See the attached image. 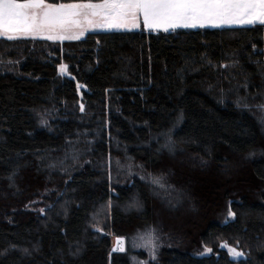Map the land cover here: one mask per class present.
<instances>
[{"label":"trees","instance_id":"16d2710c","mask_svg":"<svg viewBox=\"0 0 264 264\" xmlns=\"http://www.w3.org/2000/svg\"><path fill=\"white\" fill-rule=\"evenodd\" d=\"M260 106L264 26L0 39V264H131L143 252H113L112 237L149 227L213 249L164 247L153 264H264ZM72 153L88 162L62 174ZM121 154L166 177L170 168L194 210L182 227L169 228L183 201L160 211L139 180L109 183L106 159ZM223 201L233 220L211 217ZM225 243L246 255L231 258Z\"/></svg>","mask_w":264,"mask_h":264},{"label":"snow or ice","instance_id":"6c2138e0","mask_svg":"<svg viewBox=\"0 0 264 264\" xmlns=\"http://www.w3.org/2000/svg\"><path fill=\"white\" fill-rule=\"evenodd\" d=\"M141 23L146 30L165 32L179 27L264 26V0H0V39L7 41L27 37L49 41L80 40L94 29L132 30L139 28ZM68 68L61 63L59 74L65 75ZM76 87L79 91L82 85L77 83ZM80 110L84 111L83 104ZM41 124L46 126L47 120L41 119ZM234 215L229 209L228 217ZM139 239L143 243L138 246L148 248L155 260L157 238L154 232L143 234ZM221 247L226 248L233 259L246 255L227 243ZM112 251H125L123 237L116 238ZM212 251L205 245L203 253Z\"/></svg>","mask_w":264,"mask_h":264},{"label":"rangeland","instance_id":"374dc122","mask_svg":"<svg viewBox=\"0 0 264 264\" xmlns=\"http://www.w3.org/2000/svg\"><path fill=\"white\" fill-rule=\"evenodd\" d=\"M141 28H143L142 23H141V26L139 28L132 29V30H127V29H123V30L94 29V30H91L89 32H94V31H133V30H139ZM156 31H160V30H156ZM156 31H154V32H156ZM89 32H87V33H89ZM86 34H85V36H86ZM85 36H83L81 39H83ZM27 38H29V37H27ZM39 39H41V38H39ZM65 41H76V40H65ZM58 42H62V41H58ZM57 70H58V68H57ZM60 76L61 77L68 76V73H66L63 76L62 75H60ZM261 116L264 117V108H261ZM263 122H264V119H263ZM87 162H88V160H86V157H84V155H82L81 153H72V154L68 155L67 157L62 158V160H60L58 164H60L59 167L62 170L61 172H63L62 174H66L68 172H71L73 170H76V169L82 167ZM195 162H196V164L198 163V161H195ZM180 166L185 167L184 165H180ZM105 168H106V170H105L106 176H107L109 183L111 185L121 186V185L129 184L133 180H139L140 182L144 183L147 187H149L152 190V194L155 195L156 203H157V206L160 209V211L168 210L169 212H175V209H173V207H175V205H177L178 202L183 201V204H184L183 209L184 210H181L182 208H180V207H179V209L177 208V210H181V211L179 213H177V215H174V214L172 215V216H175L177 218V219L175 218L177 221H175V225L169 226L170 229H174V228L176 229V228L182 227L184 224L185 218L187 217L186 216L187 213L193 214L194 210H192V208L190 206V200L188 199V198H190L189 193L187 192L188 190L182 189V186H181L182 183H179V181L173 177L174 176L173 174L171 175L170 168H165V171H168V173H169L168 174L169 179H168V177H166L165 174H163V173H159V172L155 173V172L148 171L141 162L135 161L132 158H130L124 154H121V156H108V158L106 159ZM155 180H158L159 182L156 183V182H154ZM245 180L246 179H244L243 180L244 183H242L243 187L246 186V184H247V181H245ZM257 188H259V189L256 190L255 193H257V194L256 195L254 194L255 196H257L259 194V192L264 190L263 186H261V187L257 186ZM257 199H259V198H257ZM221 203H222V205L216 211L217 214H213V216H211V217H213L215 219L216 216H214V215H217L216 220H221L223 222H226L228 220H233L234 216L228 217V211H229L228 207L229 206L227 207L225 205L226 201H223ZM220 210H221V212H220ZM196 213H198V212H196ZM170 214H172V213H170ZM150 231H153L155 237L157 238L155 240V243L157 245V249H156V253H155V256H156L155 260H153L151 258L150 251L148 248L143 247V246H138V245H142V243H143L139 239V237L143 234L150 232ZM175 235H178V234H175ZM192 235L189 237H183V235H178L179 237L177 236V238L175 237L176 238L175 239V238H172L167 233L161 231L160 229L158 230L157 228L155 229L153 227H149V228L135 232L128 239H124V246L126 247V245L128 244L132 251H136V252L140 251V252H143V254L145 255L142 258H139L136 255H132L131 256V264H153L154 262L157 261L158 254H159L160 250L164 247L175 248V249H179L181 251H187L196 257H204V256L211 255L212 252L211 253H203V249L205 246H203L198 241V239H196L197 237H194ZM116 238L117 237H112V240H111L112 249L115 246ZM221 245H220V248L227 251V249L224 247H221ZM201 253H203V254H201ZM236 259H238V258H236Z\"/></svg>","mask_w":264,"mask_h":264},{"label":"crops","instance_id":"0c3cea01","mask_svg":"<svg viewBox=\"0 0 264 264\" xmlns=\"http://www.w3.org/2000/svg\"><path fill=\"white\" fill-rule=\"evenodd\" d=\"M235 26H248V25H223V26H220V27H235ZM206 27H209V28H219V27H211V26H206ZM179 28H184V27H179ZM198 28V27H196ZM31 38V37H29Z\"/></svg>","mask_w":264,"mask_h":264}]
</instances>
